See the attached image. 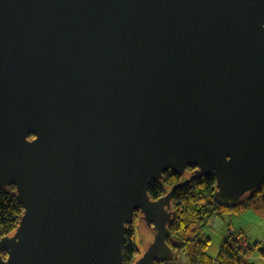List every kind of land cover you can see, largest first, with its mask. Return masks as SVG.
I'll return each mask as SVG.
<instances>
[{
  "label": "water",
  "instance_id": "water-1",
  "mask_svg": "<svg viewBox=\"0 0 264 264\" xmlns=\"http://www.w3.org/2000/svg\"><path fill=\"white\" fill-rule=\"evenodd\" d=\"M211 176L221 208L263 189L264 0H0V189L24 209L0 264H126L135 212L133 264L166 262L174 195Z\"/></svg>",
  "mask_w": 264,
  "mask_h": 264
},
{
  "label": "trees",
  "instance_id": "trees-1",
  "mask_svg": "<svg viewBox=\"0 0 264 264\" xmlns=\"http://www.w3.org/2000/svg\"><path fill=\"white\" fill-rule=\"evenodd\" d=\"M179 177L172 171H168L164 174L163 182H152L148 190L152 199L157 200L166 196L174 185L184 181ZM215 186L216 178L203 177L179 189L174 195L172 202L176 216L170 226L173 236L168 240L172 254L169 260L160 264H178L176 253L186 257L188 264H253L249 261V257L254 249L251 244L247 249L243 248L237 239L240 234L236 233H231L216 256L209 255L207 251L210 239L206 236L205 230L217 212L219 216H222L224 212L245 211L259 194H264V185L262 191L247 198L242 205L233 210L221 208L215 202L213 199L217 190ZM15 189L14 186L8 190L0 189V238L15 233L19 218L24 213L23 207L13 194ZM137 213L135 212V217ZM135 225H129L125 236L123 248L126 264H133L142 253L138 247V230Z\"/></svg>",
  "mask_w": 264,
  "mask_h": 264
},
{
  "label": "rangeland",
  "instance_id": "rangeland-1",
  "mask_svg": "<svg viewBox=\"0 0 264 264\" xmlns=\"http://www.w3.org/2000/svg\"><path fill=\"white\" fill-rule=\"evenodd\" d=\"M138 226L140 230L137 243L144 253L154 239V231L144 222H139ZM231 233L240 234L251 244L254 249L249 257L251 263L264 264V253H262L264 251V194H259L242 213L224 212L222 216L216 213L205 230L206 236L210 239L207 253L213 257L216 256ZM176 257L178 264H188L186 257L182 254L176 253Z\"/></svg>",
  "mask_w": 264,
  "mask_h": 264
},
{
  "label": "flooded vegetation",
  "instance_id": "flooded-vegetation-1",
  "mask_svg": "<svg viewBox=\"0 0 264 264\" xmlns=\"http://www.w3.org/2000/svg\"><path fill=\"white\" fill-rule=\"evenodd\" d=\"M188 171L190 172V173H193L194 171H195V169L194 168H189L188 169ZM179 176V175H178ZM180 179H183V177H179ZM137 216V218H136V220H135V222H134V224L133 225H135V226H137V230H138V233H139V230H140V226H138V223L139 222H143L141 219H140V217H141V214H139V212L136 214ZM148 226V225H147ZM150 228V227H149ZM139 247V246H138ZM141 249V248H140Z\"/></svg>",
  "mask_w": 264,
  "mask_h": 264
},
{
  "label": "built area",
  "instance_id": "built-area-1",
  "mask_svg": "<svg viewBox=\"0 0 264 264\" xmlns=\"http://www.w3.org/2000/svg\"><path fill=\"white\" fill-rule=\"evenodd\" d=\"M237 239H238L239 242H241L242 247H244L246 249L248 247H250V243H248V241L245 238H243L241 235L238 236Z\"/></svg>",
  "mask_w": 264,
  "mask_h": 264
},
{
  "label": "crops",
  "instance_id": "crops-1",
  "mask_svg": "<svg viewBox=\"0 0 264 264\" xmlns=\"http://www.w3.org/2000/svg\"><path fill=\"white\" fill-rule=\"evenodd\" d=\"M218 253V252H217ZM217 255V254H216Z\"/></svg>",
  "mask_w": 264,
  "mask_h": 264
}]
</instances>
